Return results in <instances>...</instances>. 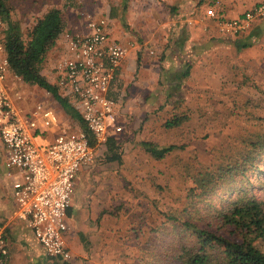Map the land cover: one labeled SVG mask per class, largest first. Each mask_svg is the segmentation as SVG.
<instances>
[{"label":"rangeland","instance_id":"374dc122","mask_svg":"<svg viewBox=\"0 0 264 264\" xmlns=\"http://www.w3.org/2000/svg\"><path fill=\"white\" fill-rule=\"evenodd\" d=\"M115 1L8 0L11 16L20 23L23 38L27 37L36 18L50 8L61 10L65 34L74 33L75 25L80 26L83 17L103 16L107 3L113 7ZM259 1L264 0H252L251 4H245L244 7L250 10ZM239 34L237 38L240 40L251 37L252 44L245 47L246 51L243 48L240 54L238 50L228 51L220 55L217 61L211 60L215 62L214 68L206 78L200 80V85H187L190 94H198L201 100L197 103L199 109L193 111V115L186 105L189 108H186L189 120L181 126L168 129L163 126V122L171 117L173 109L179 114L183 108L178 104L181 94L179 92L167 98L165 94L169 87L164 83L159 86L156 84L153 70L141 69L140 74L145 77V83L135 76L124 79L119 90L114 88L111 91L118 107V121L123 128L121 132L113 133L119 140L118 151L122 162L106 161V149H102L104 145H97L94 148L95 167L86 172L83 166L76 175L72 196L75 204L73 221L81 219L78 225H73V264H177L174 256L181 253L180 249L190 238L188 230L180 228V220H184L187 214H201L209 205L220 207L228 193L231 196L234 190L242 188L256 198L264 199L262 165L258 177L249 172V179L239 174L227 177L211 194H204L201 199L196 197L192 199L193 203L188 202L194 194L201 193L200 189H195L187 195L189 188L194 186V180L203 177L209 168L229 163L240 156L235 152L240 149V139L246 131L264 129L254 119L258 116L264 118V16L255 18ZM134 39L137 40V36ZM61 41L60 38L57 42L59 50L63 48ZM138 56L146 65L153 59L148 51L145 53L146 58L142 52ZM55 58V52H49L44 63L46 71ZM245 60L248 62L246 65ZM45 77L53 83L50 74L47 73ZM117 83L118 80L116 86ZM17 88L19 85L15 86ZM155 88L158 90L155 91ZM26 91L29 92V104L44 101L59 111L63 123H75L55 104L48 92L33 85H28ZM155 96L158 98L155 99ZM182 111L186 112L185 109ZM146 140L160 145H184L156 160L144 151L141 142ZM0 146V177L5 178L2 180L4 186L0 190V197L4 198L8 197V186L11 188V185L9 177L6 179L5 176L4 161L7 155L1 141ZM261 163H264L262 159ZM88 173L91 177L87 194L92 195L96 188H100L96 193L97 202H110L96 219L94 213H88L86 209L82 214L84 219L80 215L77 217L76 210L83 206L82 197L89 182L85 176ZM6 200L10 201V197ZM5 201L0 205V217L10 220L9 225L22 231L24 249H32L33 253L46 256L31 229L12 218ZM102 215L107 218V223ZM170 215L176 216L178 221L169 219ZM101 220L103 224H100ZM66 221L71 222L69 217ZM52 261L48 264H62Z\"/></svg>","mask_w":264,"mask_h":264},{"label":"built area","instance_id":"2783aa9c","mask_svg":"<svg viewBox=\"0 0 264 264\" xmlns=\"http://www.w3.org/2000/svg\"><path fill=\"white\" fill-rule=\"evenodd\" d=\"M207 15L218 21L220 32L236 36L264 16V1L232 19L222 18L213 6ZM60 38L63 48L51 64L50 76L86 123L94 146L77 122L62 123L59 113L43 101L29 104L28 84L9 64L0 18V139L9 167L11 215L31 229L46 256L65 262L72 256L66 220L75 178L81 167L94 162V147L122 131L110 93L133 44L113 39L105 16L88 17L83 31ZM5 227L0 224V264L9 253Z\"/></svg>","mask_w":264,"mask_h":264},{"label":"trees","instance_id":"16d2710c","mask_svg":"<svg viewBox=\"0 0 264 264\" xmlns=\"http://www.w3.org/2000/svg\"><path fill=\"white\" fill-rule=\"evenodd\" d=\"M0 18L5 25V49L12 71L26 84L48 92L55 104L70 119L78 123L88 136L89 143L94 146L95 139L78 111L68 98L60 94L57 86L42 73L49 51L57 40H60L65 28L61 10L53 7L38 16L27 32L26 38H23L20 23L11 16L8 0H0ZM251 44L249 37L242 40L238 48ZM188 73L189 66H186L176 79L181 81ZM180 89L179 82L170 85L165 96L173 97L180 92ZM262 93L264 94V91ZM174 104L172 105L175 106ZM55 110L59 113L57 109ZM186 112L179 114L175 112L163 122V126L167 129L181 126L189 120ZM254 119L255 123L264 126L263 117L258 116ZM255 130L246 131L241 137L240 149H236L235 152L240 156H236L234 161L209 168L203 177L194 180V186L189 188L187 195L192 194L195 189H200L201 193H193V198L188 202L193 203L192 199L196 197L201 199L202 195L211 194L227 177L231 178L239 174L242 178L249 179L248 172L258 177L261 172L260 167L264 165V163L260 164L261 159L264 162V129ZM106 145V160L120 162L121 155L118 151L120 145L116 144L112 137L107 139ZM141 145L153 159L159 160L175 148H183L184 144L160 145L146 140L142 141ZM226 197L222 206L209 205L205 212L189 213L184 220H180V228L188 230L190 241L182 246L180 254L174 256L177 264H264V199L256 198L244 188L234 190L231 196L228 193ZM169 219L178 221L173 215H170Z\"/></svg>","mask_w":264,"mask_h":264},{"label":"crops","instance_id":"0c3cea01","mask_svg":"<svg viewBox=\"0 0 264 264\" xmlns=\"http://www.w3.org/2000/svg\"><path fill=\"white\" fill-rule=\"evenodd\" d=\"M114 3L113 7L111 4L107 3L103 15L109 19L110 35L113 39L120 40L124 43L131 42L133 44L121 61L120 67L117 71L116 80L113 84V88L116 90L121 88L124 79L127 80L128 78L130 79L135 76L139 81L145 83V77L140 74V71L144 68L150 69L153 70V74L156 76V84H158V86L164 83L169 87L170 85H175L179 82L181 87L179 90L181 100L178 104H181L183 107L180 112H184L182 111L183 109L187 111L186 108L190 107V112L193 115V113L199 109L197 103L201 98H199L198 94H190V89L187 85L197 84V86H199L201 83L200 80L206 78V75L208 73L210 74L211 70L214 68L213 63L215 62L212 63V61L216 59L218 60L220 55H225L228 51L231 53L235 50H238V54H240L242 53L240 51L242 48L246 51L245 47H240L241 49L238 48V44H242V40L239 39L238 41V35H227L219 31L218 21L207 15V9L213 6L218 15L222 18L232 19L240 17L245 11H247L244 6L245 4H251L252 0H116ZM87 19L88 16L83 17L85 22ZM84 21L80 26L75 25V32L83 31L85 29ZM71 29H73V27ZM62 35L63 33L60 37H62ZM134 36H137V40L134 39ZM57 42H59V40H57ZM57 42L49 52L54 51L55 54H57L60 51L57 49ZM146 51L149 52L151 57L153 56V61L150 60L149 65H146V62L139 60L140 57L138 56V54L142 52L144 58H146ZM244 62L245 65L248 63L247 60ZM249 63L251 64L252 61H249ZM186 66H189L188 75L181 81H178L176 79L177 75H179V72L185 69ZM48 69L49 70L46 71V67L43 66V75H46L47 73L50 74V68ZM117 80L119 83H117L116 86L115 84ZM185 86L186 92L184 91ZM157 90L158 89L155 88V91ZM187 92L189 94H187ZM182 93L185 94L183 95ZM112 98L114 99V97ZM157 98L155 96V99ZM190 100H193V102H189ZM46 105L49 106V104ZM186 105L188 107H186ZM125 108L127 109L128 107ZM175 112L176 110L173 109L172 114ZM110 137L114 138L116 144H119V140L117 141L114 134L108 136V138ZM102 145H104L102 146V149L107 150L106 142ZM2 147L5 149L3 143ZM109 162H117L120 164L122 162V157L120 162ZM4 165L6 167L5 176L7 177L9 167L7 166L6 158ZM90 165V167L88 165L84 166L85 168L83 169H87L86 172L91 171L96 165L95 158L94 162ZM85 177L87 178L86 180L89 181L91 174L88 173ZM4 179L5 178L0 177V190L4 186V183L2 182ZM6 179H8V177ZM89 188L90 181L83 193V206L76 210L78 213L76 214L77 217L80 215L84 219L82 214L84 209H86L88 213H94V218L96 219L100 212L103 211L104 207L108 206L110 202L99 204L97 202L98 197L96 193L100 188H96V191L93 192L92 195H88L87 190H90ZM8 189L10 191L8 195L10 201L6 200L8 197H0V205L6 200V206L10 208L9 210L11 212L13 207V197L10 186H8ZM93 199L95 200L93 201ZM74 205L75 204L72 200L71 205L67 210V217L71 220V222L68 223V242L72 251V256L69 261L61 262L53 258L51 259L43 253H33L32 249H24L23 246L25 243L22 242V231L20 232L14 225H9L10 220L0 217V224L6 225L5 230L9 249L4 264H48V262H53L52 260L62 264H73V238L75 237V233L73 237V225H78V222H80L79 220L81 219L78 218L76 221H73ZM3 213L6 216L7 212L5 210ZM102 217H105V215H102ZM105 219L107 223L108 220L106 217ZM103 223L104 221L101 220L100 224ZM99 231L102 232L103 230L99 229ZM9 240H11V245H9Z\"/></svg>","mask_w":264,"mask_h":264}]
</instances>
